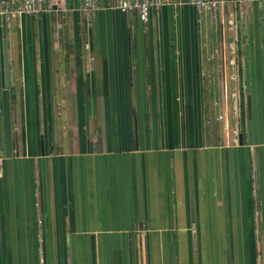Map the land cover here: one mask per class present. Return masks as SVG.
<instances>
[{
	"label": "crops",
	"instance_id": "obj_1",
	"mask_svg": "<svg viewBox=\"0 0 264 264\" xmlns=\"http://www.w3.org/2000/svg\"><path fill=\"white\" fill-rule=\"evenodd\" d=\"M54 1L1 15L0 264H264V0Z\"/></svg>",
	"mask_w": 264,
	"mask_h": 264
},
{
	"label": "built area",
	"instance_id": "obj_2",
	"mask_svg": "<svg viewBox=\"0 0 264 264\" xmlns=\"http://www.w3.org/2000/svg\"><path fill=\"white\" fill-rule=\"evenodd\" d=\"M0 0V14L8 20L12 15H36L50 11L55 5L54 0ZM98 0H81V11L90 14L96 9ZM257 0H232L233 4L248 3ZM225 0H110L109 7L122 13L133 14L141 22L146 21L150 11L158 10L163 6H193L198 11L208 14L215 13ZM220 118V116H218Z\"/></svg>",
	"mask_w": 264,
	"mask_h": 264
},
{
	"label": "water",
	"instance_id": "obj_3",
	"mask_svg": "<svg viewBox=\"0 0 264 264\" xmlns=\"http://www.w3.org/2000/svg\"><path fill=\"white\" fill-rule=\"evenodd\" d=\"M1 11V9H0ZM8 72L6 54V24L0 14V115L2 122V138L5 156L11 153L10 104L8 94ZM238 137V136H237ZM239 138V137H238Z\"/></svg>",
	"mask_w": 264,
	"mask_h": 264
},
{
	"label": "rangeland",
	"instance_id": "obj_4",
	"mask_svg": "<svg viewBox=\"0 0 264 264\" xmlns=\"http://www.w3.org/2000/svg\"><path fill=\"white\" fill-rule=\"evenodd\" d=\"M219 94V92L217 91V95ZM227 96H228V93H227ZM235 96V95H234ZM227 106H228V108L230 109V108H232L233 107V105H235V103H233V99L230 97V95L228 96V99H227ZM65 105H59L57 108L58 109H60V108H62V107H64ZM69 107H72L73 105H68ZM236 106V105H235ZM60 110H62V109H60ZM213 114L215 115L216 114V111L215 110H213ZM230 114H231V111H230Z\"/></svg>",
	"mask_w": 264,
	"mask_h": 264
},
{
	"label": "trees",
	"instance_id": "obj_5",
	"mask_svg": "<svg viewBox=\"0 0 264 264\" xmlns=\"http://www.w3.org/2000/svg\"><path fill=\"white\" fill-rule=\"evenodd\" d=\"M128 106V105H127Z\"/></svg>",
	"mask_w": 264,
	"mask_h": 264
}]
</instances>
